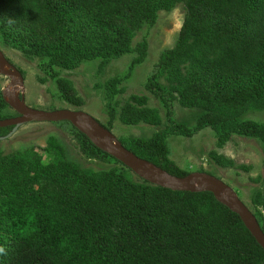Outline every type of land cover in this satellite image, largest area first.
I'll use <instances>...</instances> for the list:
<instances>
[{
  "label": "trees",
  "instance_id": "trees-1",
  "mask_svg": "<svg viewBox=\"0 0 264 264\" xmlns=\"http://www.w3.org/2000/svg\"><path fill=\"white\" fill-rule=\"evenodd\" d=\"M180 1L187 5V10L179 39L175 47L162 53L150 79V88L162 92L171 101L176 99L186 108L204 110L203 115L195 129L177 123L172 117L171 125L155 137H133L123 145L182 178L189 172L169 159L170 134L191 137L210 127L217 132L219 146L235 133L261 138L264 142V123L239 121L253 105L264 106V0H209L207 4L210 2L213 14L206 21L208 27L203 28L199 25V12L193 13L190 5L205 0H0V40L13 43L19 50H24L19 42L27 43L39 57L45 51L52 52L51 63L71 68L92 56L106 57L100 51L106 45L88 46L84 50L75 47L74 55L64 32V7L107 13L105 27L110 28L105 33V43L109 54L113 48L117 52L130 51L135 31L143 28L158 10L169 9ZM122 15H131L132 22L127 25ZM196 31L207 34L202 41L192 44ZM146 57L145 50L137 62L142 63ZM183 75L190 81L175 87V92L160 84L161 79L178 81ZM5 105L0 95V111ZM121 118L131 125L140 122L155 125L162 121L158 109L133 104L124 106ZM3 119L7 117L0 116ZM10 128H0V132L6 133ZM78 138L90 156L105 161L113 159L122 167L116 166L103 175L86 170L79 173L78 164L67 158L57 140L50 142L55 155L50 163H45L38 154L33 159L14 157L11 163L5 162L6 168L0 171V191L9 197V205L0 213V264H260L264 261V249L240 216L220 203L213 193L173 191L147 181L137 182L128 168L95 146L85 134L78 131ZM1 162L4 160L0 158ZM21 163L28 170L24 176L17 177L16 166ZM31 173L35 178L52 182V187L43 188L42 193L57 195L54 210L63 212L41 210L42 227L32 229L27 222L36 212L37 199L26 193L35 190ZM76 179L81 180L73 182ZM71 182L74 189L68 184ZM254 202L264 206V191L256 194ZM72 210L74 220L67 215ZM52 213L60 216L57 222L52 223L47 217ZM257 216L264 231L261 212ZM58 222L66 225V230L56 228Z\"/></svg>",
  "mask_w": 264,
  "mask_h": 264
},
{
  "label": "rangeland",
  "instance_id": "rangeland-1",
  "mask_svg": "<svg viewBox=\"0 0 264 264\" xmlns=\"http://www.w3.org/2000/svg\"><path fill=\"white\" fill-rule=\"evenodd\" d=\"M208 1L205 0L201 4L193 1L190 5L193 13L199 12L201 21L199 25L202 28L208 27L206 21L213 14L210 2L207 4ZM64 9L63 27L68 46L71 45L74 50L73 54L75 55V47L84 50L88 46L106 45L100 51L107 56H92L90 59L81 60L79 64L71 68H66L60 63H51L52 52L45 51L39 57L27 43L19 42L18 45L24 49L19 50L13 47V43L0 40V49L23 72L24 82L18 85L17 92L25 98L28 106L45 111L64 108L84 111L99 123L110 127L115 138L122 144L133 137H155L171 125L172 117L177 123L187 128H197L204 110L186 108L176 99L171 101L162 92L156 93L150 88V79L160 62L162 53L175 47L179 39L187 10V5L183 1L177 2L169 9L158 10L155 16L148 18L143 28L135 31L131 39L130 51L117 52V49L113 48L109 54L108 44L105 43V33L110 26L105 27L107 19L104 16L107 13L104 10L82 11L81 8L72 6L64 7ZM123 17L127 19V25L132 22L131 15H122ZM206 34V32L196 31V35L191 40L192 44L202 41ZM145 50L147 51L146 59L138 63L137 58ZM189 81L190 78L183 75L178 81L161 79L160 84L167 87L169 91H174L175 87L187 85ZM12 82V77L0 75V95L3 99ZM128 104L158 109L162 121L155 125L146 122L136 125L127 124L121 116L124 106ZM0 116L10 118L19 116V113L6 102L0 111ZM239 121L264 123V106L253 105L245 111ZM6 131V133L0 132V137L9 133V130ZM52 140H57L63 146L67 158L78 164L81 169L79 173L86 170L103 175L112 172L116 166L122 167L113 159L105 161L87 154L85 147L79 141L78 130L76 131L70 122H31L24 124L11 137L0 140V158L4 160L0 163V171L6 168L5 162L11 163L14 157L18 160L33 159L38 154L42 156L45 163H50L55 156L54 151L49 147ZM218 142L217 132L210 127L198 131L191 137L170 134L167 138L170 148L169 159L189 174L205 172L219 178L250 208L257 220H259L258 211L264 218V206L261 204L258 206L254 202L256 194L264 191L263 140L235 133L223 146H219ZM16 167L17 177L24 176L28 170L24 168L25 163ZM129 170L133 180L145 181L131 169ZM31 177L35 190L32 192L27 190L26 193L35 195L37 208L27 222L30 229L42 227L41 210L58 211L54 210L56 207L54 198L57 195H48L49 192L42 193L43 188L49 190L52 187V182L41 177L35 178L33 173ZM80 180L76 179L73 182ZM18 182L21 180L18 179ZM73 182L68 183L72 189H74ZM8 203L9 197L0 191V213L9 205ZM67 215L71 220L76 217L74 210ZM47 217L53 223L57 222L60 216L52 213ZM73 223L71 221L70 225ZM64 226L66 225L63 223H56V228L62 231L65 229ZM73 242L77 244L76 241ZM260 264H264V261Z\"/></svg>",
  "mask_w": 264,
  "mask_h": 264
},
{
  "label": "water",
  "instance_id": "water-1",
  "mask_svg": "<svg viewBox=\"0 0 264 264\" xmlns=\"http://www.w3.org/2000/svg\"><path fill=\"white\" fill-rule=\"evenodd\" d=\"M0 75L12 77V84L8 86L4 99L19 116L0 120V128L13 127V130L0 140L11 137L24 124L31 122H70L79 132L85 134L91 142L102 151L110 154L124 166L131 169L143 180L173 191L211 192L214 197L231 211L238 214L264 249V231L255 214L239 199L229 186L219 178L205 173L193 172L186 177L171 175L161 167L145 160L127 149L117 140L111 130L105 128L93 116L81 110L59 109L45 111L32 108L26 104L25 98L17 92L18 85L23 84L22 73L9 62L5 53L0 49Z\"/></svg>",
  "mask_w": 264,
  "mask_h": 264
},
{
  "label": "flooded vegetation",
  "instance_id": "flooded-vegetation-1",
  "mask_svg": "<svg viewBox=\"0 0 264 264\" xmlns=\"http://www.w3.org/2000/svg\"><path fill=\"white\" fill-rule=\"evenodd\" d=\"M7 57V56H6ZM7 59H8V57H7ZM9 60V59H8ZM9 62L11 63V64H13L10 60H9ZM20 72H21V70L15 65V64H13ZM22 73V75H23V72H21ZM24 77V76H23ZM20 97H22V96H20ZM15 117H17V116H15ZM10 118H13V117H10ZM11 128H10V130H9V133L13 130V127L12 126H10ZM7 128V127H6ZM8 133V134H9ZM7 134V135H8Z\"/></svg>",
  "mask_w": 264,
  "mask_h": 264
}]
</instances>
